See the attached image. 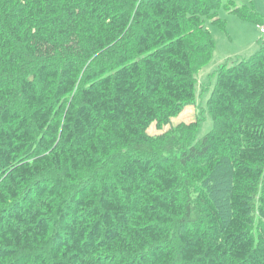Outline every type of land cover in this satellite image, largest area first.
<instances>
[{"label":"trees","instance_id":"16d2710c","mask_svg":"<svg viewBox=\"0 0 264 264\" xmlns=\"http://www.w3.org/2000/svg\"><path fill=\"white\" fill-rule=\"evenodd\" d=\"M227 5L242 20H264ZM219 7L0 0V264H264V46L220 67L206 103L213 127L179 156L193 203L168 160L125 158L73 196L63 180H42L96 169L178 116L194 100V64L205 66L214 50L205 19L225 29ZM105 56L108 66L68 101L83 65ZM192 204L201 212L195 225Z\"/></svg>","mask_w":264,"mask_h":264},{"label":"rangeland","instance_id":"374dc122","mask_svg":"<svg viewBox=\"0 0 264 264\" xmlns=\"http://www.w3.org/2000/svg\"><path fill=\"white\" fill-rule=\"evenodd\" d=\"M145 1L147 0H137V3ZM230 1L220 0V7L216 12L217 17L225 23V29H221L216 24H213L212 20L205 19V28L212 37L214 50L210 61L205 66L202 67L198 63H195L193 66V77L195 80L194 100L186 104L181 113L171 118L166 125L158 128L153 124L148 130L151 142L144 146L123 147L113 151L107 159H104L100 167L92 170H84L80 173H71L72 178L70 179L66 178L64 173L55 170L50 175L42 178V180L46 179L50 182L57 179L63 180L65 183L63 186L67 190L66 195L73 196L79 194L82 188L97 184L105 176H108L107 174L114 172L119 164L128 157L173 161V163H176V168L178 169V160L181 152L192 145H197L201 138L213 127L212 120L207 112L206 103L216 83L217 73L220 67L223 65L230 67L237 60L250 59L261 46H264V35L259 32L257 24L242 20L227 10L228 7L231 8L227 3L236 7L246 6L248 9L253 8L264 19V0ZM248 13L250 14L249 10ZM263 24L264 20L260 21L259 25ZM109 61L110 58L105 56L97 59L92 58L86 62L81 69L76 88L68 101H71L73 97L78 95L79 89L85 85L86 77L89 74L97 72L103 66L107 67ZM192 124H199L193 132L190 131L189 127ZM177 171L180 178L179 190L183 195V199L186 200L189 197L190 202L193 203L195 198L191 191L193 188L186 181L181 170L178 169ZM215 196L219 200V206H222L225 200L222 197L223 195L217 193ZM254 203L256 211L252 216L253 225L251 229L256 234L257 229L262 226L263 216L259 210L258 197ZM191 211L192 213L188 222L191 225H195L201 219V212L193 204ZM181 228L179 221H175L168 227L171 237L170 243L174 248L178 246V233Z\"/></svg>","mask_w":264,"mask_h":264},{"label":"built area","instance_id":"2783aa9c","mask_svg":"<svg viewBox=\"0 0 264 264\" xmlns=\"http://www.w3.org/2000/svg\"><path fill=\"white\" fill-rule=\"evenodd\" d=\"M257 28H258V30H259V32L262 34V35H264V24L263 25H257Z\"/></svg>","mask_w":264,"mask_h":264}]
</instances>
